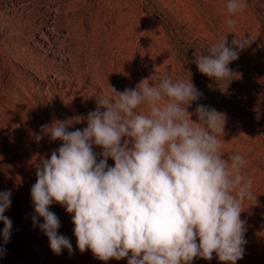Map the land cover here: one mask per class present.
I'll list each match as a JSON object with an SVG mask.
<instances>
[{
	"label": "rangeland",
	"instance_id": "374dc122",
	"mask_svg": "<svg viewBox=\"0 0 264 264\" xmlns=\"http://www.w3.org/2000/svg\"><path fill=\"white\" fill-rule=\"evenodd\" d=\"M226 3L0 0V192H12L4 215L13 224L4 244L0 221V264H128V257L103 261L91 249L81 252L74 213L54 202L49 207L59 217L58 234L69 238L74 249L73 254L67 248L55 254L39 227L43 217L33 224L38 214L31 188L41 158H50L63 143L48 133L54 122L71 120L69 131L83 129L97 98L118 95L112 87L120 92L142 79L158 84L164 77L191 80L203 93L188 107L193 120L199 104L225 114L221 150L226 159L239 152L247 161L242 173L253 180L254 198L245 200L241 213L245 255L236 264H264V0H243L246 6L235 14L227 12ZM229 19L236 20L235 28H229ZM237 36L255 41L230 62L231 81L219 82L198 70L196 55L207 54L226 37L231 46ZM37 135L43 138L37 141ZM93 150L103 151L97 145ZM114 164L109 157L108 165ZM192 264L231 262L214 253L213 259L196 257Z\"/></svg>",
	"mask_w": 264,
	"mask_h": 264
},
{
	"label": "clouds",
	"instance_id": "9594fccd",
	"mask_svg": "<svg viewBox=\"0 0 264 264\" xmlns=\"http://www.w3.org/2000/svg\"><path fill=\"white\" fill-rule=\"evenodd\" d=\"M245 6L243 0L226 3L229 14ZM227 24L235 28L236 20ZM254 41L237 36L229 46L226 37L193 62L202 74L231 81L230 62ZM112 90L118 95L97 98L87 127L69 131L71 120L58 121L48 131L63 143L50 158H41L31 197L38 214L33 224L43 217L39 227L51 250L74 252L69 238L58 234L61 223L49 207L55 202L74 213L79 250L91 249L103 261L128 257V264H192L196 257L211 260L214 253L231 264L243 259L247 241L241 213L245 200L254 198L253 180L242 173L247 161L239 152L226 159L221 150L225 114L199 104L193 120L188 107L203 93L191 80L142 79L135 88ZM93 145L103 151L97 154ZM11 195V190L0 192L4 244L13 227L4 215Z\"/></svg>",
	"mask_w": 264,
	"mask_h": 264
},
{
	"label": "bare ground",
	"instance_id": "6f19581e",
	"mask_svg": "<svg viewBox=\"0 0 264 264\" xmlns=\"http://www.w3.org/2000/svg\"><path fill=\"white\" fill-rule=\"evenodd\" d=\"M1 76V75H0Z\"/></svg>",
	"mask_w": 264,
	"mask_h": 264
}]
</instances>
